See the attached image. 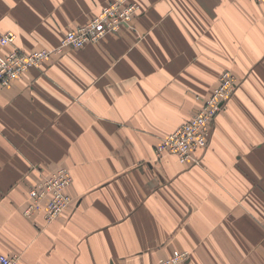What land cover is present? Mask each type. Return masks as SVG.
<instances>
[{
  "label": "crops",
  "instance_id": "1",
  "mask_svg": "<svg viewBox=\"0 0 264 264\" xmlns=\"http://www.w3.org/2000/svg\"><path fill=\"white\" fill-rule=\"evenodd\" d=\"M109 0H0V37L56 48ZM133 21L0 86V254L20 264H264V0H131ZM12 45L0 42V51ZM225 68L241 80L202 163L155 147ZM70 167L47 224L28 189ZM43 174V175H42Z\"/></svg>",
  "mask_w": 264,
  "mask_h": 264
},
{
  "label": "built area",
  "instance_id": "2",
  "mask_svg": "<svg viewBox=\"0 0 264 264\" xmlns=\"http://www.w3.org/2000/svg\"><path fill=\"white\" fill-rule=\"evenodd\" d=\"M123 2L124 0H114L104 5V7L92 17L88 24L67 32L63 38V45L83 47L89 42L103 38L107 33L118 31L123 23L129 25L132 21L131 12L133 8L124 6ZM14 39L15 34L9 31L2 37V42L4 44H9L12 43ZM47 55H49L48 50L25 52L17 49L9 54H0V82H3L2 84H9L11 80L27 72L35 63L40 64L48 57ZM217 111L218 107H210L207 113L203 114L200 112L195 117H192L175 132L165 137L161 141L160 148L182 154L189 153L187 155H190L191 151L196 147L205 146L208 142L207 130L209 129V125L212 124L213 116ZM181 159L184 161L182 156ZM68 178L69 176L67 173L63 172H55L48 177H44L39 189L33 192L35 201L32 203L30 209L41 206L40 203L35 204L37 202V196L40 200L41 198L48 197L44 208V210H46L45 216L48 221H52L58 214L65 211L63 209L66 207L62 204L64 202L69 203L70 201L69 204L71 205L72 199L68 192L62 193L60 188L65 183H68V180H66ZM55 208L57 211L52 212ZM30 209L27 208L26 211L29 212ZM183 257L184 254L182 251L175 250L173 254L161 259L157 264H182V262L185 261ZM0 264H19L18 256L15 257L2 254L0 256Z\"/></svg>",
  "mask_w": 264,
  "mask_h": 264
},
{
  "label": "rangeland",
  "instance_id": "3",
  "mask_svg": "<svg viewBox=\"0 0 264 264\" xmlns=\"http://www.w3.org/2000/svg\"><path fill=\"white\" fill-rule=\"evenodd\" d=\"M112 1H114V0H109L106 4H108V3H111ZM252 1H254L256 4H259V3H261L263 0H252ZM123 4H124V6H126V7H132L133 8V11L131 12V18H132V21L129 23V25L128 24H125V23H123L122 25H121V27H120V29L118 30V31H116V32H111V33H118L120 30H122L123 28H132L133 30H137V28L133 25V21L135 20V18L137 17V15L139 14V12H140V6L136 3V2H134V1H131V0H124V2H123ZM100 11V10H99ZM98 11V12H99ZM97 12V13H98ZM96 14V13H95ZM94 14V15H95ZM93 15V16H94ZM92 16V17H93ZM92 17H90L88 20H87V22H85V23H83V24H81V25H78L77 27H73V28H70L67 32H70V31H72V30H75V29H78V28H80V27H82V26H84V25H86V24H88L89 23V21L92 19ZM9 32V31H8ZM12 32V31H11ZM67 32L65 33V35L67 34ZM7 32H5V33H3L2 35H1V37H0V42H1V44L3 45V47H6V45H12V47H11V49H8L7 51H0V54H9L10 52H12V51H14V50H21V51H24V50H22V49H20L19 47H16L15 46V39H16V34H15V39H14V41L12 42V43H9V44H4L3 42H2V37L6 34ZM107 34H109V33H107ZM106 34V35H107ZM64 35V36H65ZM105 35V36H106ZM64 36H63V38H64ZM104 36V37H105ZM103 37V38H104ZM63 38L61 39V42H60V44H59V46L58 47H56V48H45V47H43V48H41V47H38V48H35V49H33V50H31V51H36V50H38V51H49V55H47L48 57H46L44 60H46V59H48V58H50L51 56H53V55H58V56H61V55H63V52H64V50H65V48H67V47H72V46H66V45H63ZM103 38H100V39H98L97 41H100V40H102ZM93 42H96V41H93ZM86 45V44H85ZM84 45V46H85ZM61 46H62V48H61ZM72 48H81V47H72ZM31 51H25V52H31ZM43 60V61H44ZM42 61V62H43ZM41 62V63H42ZM41 63L39 64H36L35 63V65L33 66L32 65V67H36V66H39V65H41ZM30 69V68H29ZM24 74V73H23ZM22 74V75H23ZM22 75H20L19 77H21ZM19 77H17V78H19ZM17 78H15V79H13V80H11L10 81V83L9 84H2L3 82H0L1 83V85L0 86H2V87H6V86H9V85H11ZM240 85H241V80L240 79H238L237 78V76H236V74L232 71V69H230V68H225L223 71H222V73H221V75L219 76V79H218V82L214 85V87H212L211 89H210V91L208 92V94L207 95H205V96H199V97H197L198 98V100H199V103H200V106H199V109H198V111L193 115V116H191V118L192 117H195L196 115H198L200 112H202L203 114L204 113H207V111L209 110V108L210 107H218V111L215 113V115L213 116V121H212V124H210L209 125V129L207 130V139H208V142H207V144L205 145V146H198V147H196L195 149H193L192 151H191V153H190V155H187V154H189V153H185V154H182V153H179V152H172V151H168V150H164V149H161L160 148V146H161V141L165 138V137H168L170 134H172L173 132H175L181 125H183L184 123H187V121H189L191 118H189L188 120H186V121H184L182 124H180L178 127H176L173 131H171V132H169V133H167V134H165L163 137H161V139H160V141L157 143V145H156V147H155V153L157 154V156H159V157H161V156H163L164 154H172V155H175L178 159H179V161L181 162V163H183V164H190V165H194V166H196V165H198V164H201L202 163V158L200 157V153L201 152H205V150L209 147V145L211 144V139H212V136H213V131H214V127H215V122H216V119H217V117L220 115V114H222L224 111H225V109H226V106H227V104L229 103V101L231 100V99H233V97H235L236 96V94H237V91H238V89H239V87H240ZM204 111V112H203ZM190 152V151H189ZM181 156L184 158V161L181 159ZM55 172H58V173H61V172H63V173H67V175L69 176V178L68 179H66V180H68L67 182V184L65 185H62L61 186V188H60V191L62 192V193H66V192H68V194L70 195V187H71V185H72V183H73V175H72V172H71V169H70V167H68L67 165H60V166H58L57 167V169H55L54 171H52L51 173H49L50 175H52L53 173H55ZM49 174H45V175H43L42 177H41V179H39V181L37 182V183H35L34 185H32L29 189H28V194H29V197H30V202L27 204V206L25 207V209H24V214L26 215V216H28V217H32L34 214H35V212L36 211H39V210H41L42 212H43V214H44V218H45V220H46V223L47 224H49V223H52V222H54V221H56L61 215H62V213L64 212H61L60 214H58L52 221H48L47 220V218H46V216H45V212H46V210H44V208H45V204H46V202H47V199H48V197H46V198H41V200L39 199V197H37L36 196V203L35 204H38V203H40L41 204V206H39V207H35V208H33V209H30L31 208V206H32V203L35 201V195L33 194V192L34 191H37L38 189H39V187L41 186V183L43 182V178L44 177H48V176H50ZM67 177V176H66ZM39 193V192H38ZM70 197H71V195H70ZM71 199H72V197H71ZM69 203H70V201H69ZM68 202H64L62 205L64 206V207H66V208H64L63 210H67L69 207H70V204H69ZM37 206V205H36ZM27 208L28 209H30L29 210V212H27L26 210H27ZM57 210H56V208L55 209H53L52 210V212H56ZM175 250H179V251H182L183 252V254H184V257H183V259H185V261H183L182 262V264H184V263H186L188 260H189V258L191 257V253H190V251L189 250H180V249H175ZM175 250H173L172 251V253L171 254H173V252L175 251ZM170 254V255H171ZM2 254H0V256H1ZM170 255H168V256H170ZM8 256H18V262H19V264H20V256L19 255H17V254H14V255H8ZM168 256H165V257H161L157 262H156V264L161 260V259H164V258H166V257H168Z\"/></svg>",
  "mask_w": 264,
  "mask_h": 264
}]
</instances>
